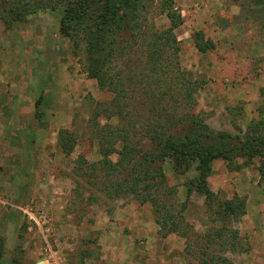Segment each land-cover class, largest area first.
<instances>
[{
    "label": "rangeland",
    "instance_id": "obj_1",
    "mask_svg": "<svg viewBox=\"0 0 264 264\" xmlns=\"http://www.w3.org/2000/svg\"><path fill=\"white\" fill-rule=\"evenodd\" d=\"M32 1L51 11L0 21V264H264L258 158H239L240 169L215 160L209 201L189 185L194 170L180 174L168 159L160 164L165 185L160 177L140 182L152 185L154 205L120 185L130 165L112 168L104 154L113 150L107 159L116 163L117 129L154 121L164 107L218 132L244 135L263 123L264 0H149L135 37L130 31L114 45V85L106 87L89 74L85 45L74 50L60 33L74 0ZM169 11L182 24L177 43L160 48ZM198 33L214 46L198 50ZM156 48L170 72L149 86L141 63ZM258 129L264 140V123ZM138 137L131 134V143ZM236 195L246 201L240 217L226 212Z\"/></svg>",
    "mask_w": 264,
    "mask_h": 264
},
{
    "label": "trees",
    "instance_id": "obj_2",
    "mask_svg": "<svg viewBox=\"0 0 264 264\" xmlns=\"http://www.w3.org/2000/svg\"><path fill=\"white\" fill-rule=\"evenodd\" d=\"M148 1L74 0L63 9L60 33L70 40L74 50L80 48L82 44L85 45L89 61V74L97 80L101 87H106L108 84L114 85L108 81L109 57L115 52L118 54L114 45L117 47L119 43L128 41L129 36H134L136 28L139 27V14L149 7ZM171 1L168 0V2ZM50 8L51 6L47 4L39 5L32 0H0V21L5 19L23 20L35 14L51 11ZM167 17L171 26L159 33L157 39L163 37L165 39L163 42L157 40L154 46L166 45L168 47L170 42L177 43L174 30L182 24V19L171 11L167 13ZM130 31L133 34L129 35ZM201 38V34H196V47L201 52H206L214 46L212 42H203ZM160 48L150 51L146 61L141 63L142 72L146 73L142 77L143 81L151 79L149 86L156 79L159 81L162 79L161 76L170 72L168 66L163 65L161 52L164 51ZM176 49L178 50V48ZM154 74L157 76L151 78ZM153 79L154 82H152ZM184 80L186 81L185 78ZM186 84H188L187 81ZM187 95L189 99L192 97L189 92ZM191 101L193 100L191 99ZM263 123L252 125L244 135L218 132L211 129L205 119L201 117L189 115L184 119H176L171 111L164 107L154 121L151 118L146 124L139 127L126 124L118 128L117 134L121 142L123 141L122 148L118 152L119 160L113 163L107 159L113 150H109V152L106 150L105 156L108 153L109 155L106 156L105 164L112 168L129 164V180H126V183H120V185L128 189V193L142 196L143 202L149 201L156 205V199L153 198L150 190L152 185L149 183L140 189V182L153 181L160 177L159 187L165 185L166 177L160 164L169 159L172 161L175 171L180 174L191 169L194 170L195 177L190 180L189 185L191 189H196L205 195L206 200L209 201L214 198V193L208 187L207 179L212 173L215 160L222 159L229 168L240 169L242 166L236 164L239 158L245 159L246 164L258 158L260 163L257 170L261 179H264V140L259 135L257 136L258 126ZM131 134L141 137L134 140L132 144ZM142 139L147 140V149L143 152L139 148ZM136 147L139 148L138 152ZM170 192L174 193L173 189H170ZM156 208L158 209L157 206ZM245 211L246 201L243 197L236 195L226 203V212L236 217L245 214ZM160 223L165 226L168 221L164 219ZM178 223L174 222L170 230L176 231Z\"/></svg>",
    "mask_w": 264,
    "mask_h": 264
}]
</instances>
